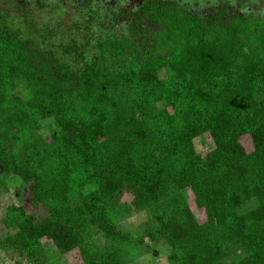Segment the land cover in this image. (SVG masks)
<instances>
[{
  "label": "trees",
  "instance_id": "trees-1",
  "mask_svg": "<svg viewBox=\"0 0 264 264\" xmlns=\"http://www.w3.org/2000/svg\"><path fill=\"white\" fill-rule=\"evenodd\" d=\"M241 5L114 11L129 34L79 71L0 17V172L31 206H9L1 248L136 264L164 242L172 264H264V17Z\"/></svg>",
  "mask_w": 264,
  "mask_h": 264
},
{
  "label": "rangeland",
  "instance_id": "rangeland-1",
  "mask_svg": "<svg viewBox=\"0 0 264 264\" xmlns=\"http://www.w3.org/2000/svg\"><path fill=\"white\" fill-rule=\"evenodd\" d=\"M145 0H0V17L13 30L20 32L31 46L51 51L53 62L66 63L75 71L85 65L97 52L95 46L100 39L117 38L129 34L128 25H113L112 14L118 10L139 9ZM190 10L198 12L219 7L225 2L233 6L241 5L242 12L264 17V0H177ZM54 119L43 121L42 133L49 136ZM198 151L209 148L202 137L195 140ZM93 187V186H90ZM30 193L25 184L14 174L0 172V242L9 232L4 218L11 205L25 204L29 210ZM254 204L243 207L249 210ZM201 216V215H199ZM146 221L144 213L133 216L129 222L137 229ZM152 251L145 254L136 264H172L169 247L161 242L152 244ZM245 253L237 251L226 258L231 263L241 260ZM75 254H60L52 246H47L43 264H77ZM0 264H35L26 255L12 249L0 247Z\"/></svg>",
  "mask_w": 264,
  "mask_h": 264
}]
</instances>
